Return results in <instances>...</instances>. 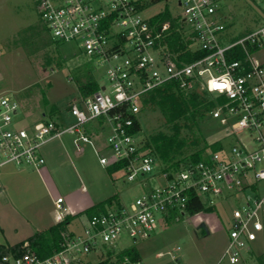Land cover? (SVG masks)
<instances>
[{
	"label": "built area",
	"instance_id": "obj_1",
	"mask_svg": "<svg viewBox=\"0 0 264 264\" xmlns=\"http://www.w3.org/2000/svg\"><path fill=\"white\" fill-rule=\"evenodd\" d=\"M34 1L52 40L73 44L81 54L93 59L104 70L109 88L103 86L93 95L73 102L68 108L73 123L67 126L48 121L17 127L19 104L1 93L0 169L12 164L38 171L45 165L41 153L44 145L66 133L90 142L82 127L102 123L108 128L105 147L112 158L100 155V163L105 167L123 164L121 172L127 182L150 176L151 182L158 184L129 205L113 203L88 218L82 234L66 236L61 250L49 258L40 259L27 252L17 258L3 257L2 261L83 264L80 258L99 243L114 245L122 236L134 243L151 237L158 217L164 220L169 212L184 214L191 196L207 207H214L215 199L240 196L244 203L231 214L228 243L219 261L239 264L241 250H250L259 233L264 232V193L255 189L264 182V167H259L264 165V65L249 51V47H264V23L225 45L227 28L217 0H177L181 14L174 17L180 18L185 36L192 41L188 51L206 54L183 64L162 45L170 23L151 25L149 19L142 17L139 6L147 0ZM248 1L264 19V10L258 3ZM257 2L264 5V0ZM237 48L243 58L231 59L230 53ZM213 80L226 83L227 87L210 91L209 82ZM167 83H175L183 94H209L215 102L209 116L224 128L223 138L243 131L255 133L257 148L226 147L218 140L220 151L209 152L197 163L187 160L176 167L160 164L146 154L129 132L134 123L132 117L141 112L145 94ZM249 190L254 193L243 196ZM55 207L66 211L60 197ZM171 262L183 264L174 257Z\"/></svg>",
	"mask_w": 264,
	"mask_h": 264
},
{
	"label": "rangeland",
	"instance_id": "obj_2",
	"mask_svg": "<svg viewBox=\"0 0 264 264\" xmlns=\"http://www.w3.org/2000/svg\"><path fill=\"white\" fill-rule=\"evenodd\" d=\"M254 2L264 10V5L257 0ZM217 5L227 28L225 45L264 23L248 0H217ZM165 8L172 16L181 14L177 0H164L145 9L142 17L149 19ZM56 43L41 20L34 0H0V94L11 96L18 102L17 127L48 121H57L63 126L72 124L68 108L79 99L75 79L87 73L94 76L100 89L103 86L109 88L104 70L98 68L93 59L85 57L73 44ZM254 59L264 65V47L254 53ZM138 119L142 128L135 137L138 143L157 135L173 134V125L167 123L162 110L157 107L143 109ZM93 125L87 124L82 129L86 134H92ZM175 125L179 127L177 138L183 143L174 154L176 159L188 157L218 140L226 147L243 145L247 149H256L258 146L256 134L248 131L224 139V128L207 112L195 120V125L184 120H178ZM107 135L106 126L100 131L103 145ZM99 150V144L84 142L79 135L67 133L41 149L46 160L45 168L56 191L53 200L62 198L64 207L70 208L72 213L79 210L76 208H80L81 201L87 200L88 196L98 204L115 194L118 195L115 204L129 205L158 184L157 181L151 182L150 176L127 182L123 172L116 174L118 179L114 180L100 163L101 154L111 159V153L106 147L104 152ZM78 152L81 155L78 156ZM30 170L34 171L12 164L0 169V190L7 184L9 191L5 197L0 195L1 244L20 243L43 230L42 227L48 226L55 217H63L64 212L52 206L37 175ZM23 171L29 172L30 181L25 185L16 179L23 175ZM255 189L260 191L257 193H264V182L258 183ZM253 193L249 190L243 196ZM243 203L240 196H234L224 201L215 199L212 212L192 216L186 212H169L164 220L158 217L157 229L151 237L134 243L122 236L114 245L99 243L94 252L80 259L83 264H98L104 260L113 263L120 252L134 247L140 257L139 264H174L172 257L179 258L183 264H229L226 260L219 261L228 243L231 214ZM85 210H81L78 216L84 225L88 219ZM78 217L68 228L74 235L83 232ZM202 224L206 229L201 227ZM239 264H264V232L259 233L250 250H241Z\"/></svg>",
	"mask_w": 264,
	"mask_h": 264
},
{
	"label": "trees",
	"instance_id": "obj_3",
	"mask_svg": "<svg viewBox=\"0 0 264 264\" xmlns=\"http://www.w3.org/2000/svg\"><path fill=\"white\" fill-rule=\"evenodd\" d=\"M164 0H147L139 6L140 10L153 6ZM180 18L174 17L170 14L169 10L165 8L162 12L149 18L151 25H161L165 22L170 23V30L167 32L166 38L163 40L162 45L171 54L176 56L177 60L183 64H189L197 59L203 58L206 54L202 51H196L191 53L188 51V47L192 44V41L185 36V31L180 26ZM243 36V35H242ZM242 36H238V39ZM54 44L56 41L52 40ZM257 47H249V51L252 53L257 52ZM231 59H242L243 53L240 48L230 53ZM77 91L79 99H84L93 95L99 91V84L95 80L91 73L83 75L82 78H76ZM157 107L162 110V113L167 119V123L172 124V135H160L146 140L142 144L143 151L156 158L161 164L168 167H176L185 161H191L197 163L205 158L209 152H218L222 149L220 142L213 143L211 145H205L202 150L196 151L181 159H176L174 154L182 147V141L178 140L179 127L175 125L178 120H184L195 125V120L203 113H209L215 107V102L212 97L206 92H192L190 94H183L179 91L175 83H167L159 88H156L142 98V108ZM134 120L133 126L129 129L130 134L137 135L141 132V124L138 117H132ZM62 122V120H60ZM102 124V123H100ZM204 137H202L203 139ZM204 141V139H203ZM208 151V152H207ZM107 168V172L110 176L116 172H120L123 168V164L116 163ZM116 196H112L105 201L97 204L94 207L87 209L84 213L90 218L99 211H104L105 208L111 206L116 202ZM185 212L189 215H195L201 212H212L213 206L203 205L199 199L194 196L190 197ZM73 217L67 215L62 221L57 224L41 231H36L33 235L25 239L24 241L15 245H4L0 243V264H7L2 261L3 257L12 256L19 257L24 253H33L40 259H46L59 252L64 243L66 236L71 235L68 233L67 226L71 222ZM139 254L134 247L126 249L120 252L116 256V261L113 263L107 262V260L101 261L98 264H127L139 262Z\"/></svg>",
	"mask_w": 264,
	"mask_h": 264
},
{
	"label": "crops",
	"instance_id": "obj_4",
	"mask_svg": "<svg viewBox=\"0 0 264 264\" xmlns=\"http://www.w3.org/2000/svg\"><path fill=\"white\" fill-rule=\"evenodd\" d=\"M63 121V120H62ZM104 127H106V126H102L101 124L99 125V124H94L93 125V133L92 134H87L88 136H89V138H90V143L91 144H94V143H96V144H99L100 145V153L101 152H104V148H105V145H103L102 143H101V141H100V131H101V129H103ZM57 139H59V138H57ZM57 139H55V140H53V141H51L52 143L54 142V141H56ZM50 143V142H49ZM102 144V145H101ZM43 155V154H42ZM77 155L79 156V155H81V152H78L77 153ZM101 155H103V154H101ZM44 157V156H43ZM44 159H45V157H44ZM45 164H46V160H45ZM31 171V170H30ZM31 172H33V173H35L36 175H37V177H38V179H39V181H40V184H41V186H42V188H43V190L47 193V195L49 196V198H50V201L52 202V206L53 207H55V201H56V199L55 200H53L54 199V196H55V189H54V185H53V182H52V180H51V178H50V176H49V174L47 173V170H46V168H45V165L40 169V170H34V171H31ZM121 172V171H120ZM119 172H116L115 174H113V176H114V180H116V179H118V177L116 176V174H118ZM22 174L23 175H20L18 178H16L17 179V182L19 183V184H23V185H25V184H27V183H29V179H28V174H29V172L28 171H23L22 172ZM24 175H26V177H23ZM113 176H111V177H113ZM28 185H30V184H28ZM84 187L82 188V190L84 191ZM30 190V189H29ZM8 186H7V184H4V186H3V188L0 190V195L1 196H6V194H8ZM115 195V194H114ZM114 195H111V196H109L108 198H110V197H112V196H114ZM116 196V195H115ZM117 197V199H118V195L116 196ZM59 198V197H58ZM108 198H106V199H108ZM105 199V200H106ZM72 200V199H71ZM105 200H103V201H105ZM102 201V202H103ZM82 202V206L80 207V208H76V209H79V210H76V212H70L71 210H69L70 208H66V211L64 212V214H63V217H55V219L52 221V222H49V224H48V226H46V227H42V228H44L43 230H45V229H47V228H49V227H51V226H53V225H55V224H57L58 222H60V221H62V219L65 217V216H67V215H69V216H71V217H73L72 218V220H71V222L70 223H72L73 222V220L74 219H77L76 217H80V211L82 210L83 211V209H89V208H91V207H94V206H96L97 204H94L93 202H92V200L90 199V197L88 196V198H87V200H82L81 201ZM99 203H101V202H99ZM98 203V204H99ZM63 205H64V200H63ZM55 209H56V207H55ZM57 210V209H56ZM85 210V211H86ZM79 211V214H76L77 212ZM84 211V212H85ZM78 217V222L84 227L85 225L83 224V221L80 219ZM87 217V216H86ZM88 218V217H87ZM70 223H69V225L67 226V231L69 232V233H73L72 231H70L68 228H69V226H70ZM86 224V223H85ZM42 230V229H41ZM92 252H94V250L92 251ZM86 263H88V261L86 262Z\"/></svg>",
	"mask_w": 264,
	"mask_h": 264
},
{
	"label": "clouds",
	"instance_id": "obj_5",
	"mask_svg": "<svg viewBox=\"0 0 264 264\" xmlns=\"http://www.w3.org/2000/svg\"><path fill=\"white\" fill-rule=\"evenodd\" d=\"M227 87L226 83H218L216 81H210L209 82V90H215V89H219V90H224V88ZM257 227H259V225H257Z\"/></svg>",
	"mask_w": 264,
	"mask_h": 264
},
{
	"label": "water",
	"instance_id": "obj_6",
	"mask_svg": "<svg viewBox=\"0 0 264 264\" xmlns=\"http://www.w3.org/2000/svg\"><path fill=\"white\" fill-rule=\"evenodd\" d=\"M201 227H202L203 229H206L205 226H204V224H202Z\"/></svg>",
	"mask_w": 264,
	"mask_h": 264
}]
</instances>
